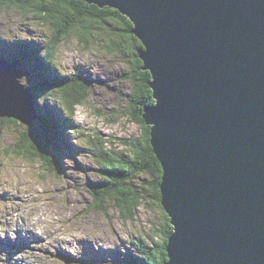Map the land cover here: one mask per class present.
Segmentation results:
<instances>
[{
  "label": "water",
  "instance_id": "95a60500",
  "mask_svg": "<svg viewBox=\"0 0 264 264\" xmlns=\"http://www.w3.org/2000/svg\"><path fill=\"white\" fill-rule=\"evenodd\" d=\"M84 1L128 17L143 46L156 104L142 117L173 227L165 264H264V0ZM20 64L0 62V117L27 127Z\"/></svg>",
  "mask_w": 264,
  "mask_h": 264
},
{
  "label": "rangeland",
  "instance_id": "374dc122",
  "mask_svg": "<svg viewBox=\"0 0 264 264\" xmlns=\"http://www.w3.org/2000/svg\"><path fill=\"white\" fill-rule=\"evenodd\" d=\"M51 33L50 25L40 17L0 7V62L20 60L18 69L29 73L21 77L20 84L31 89L35 112L53 117L58 129L56 137L47 136L40 131L38 115L34 118V132L47 142L51 139V169V160L48 163L32 155L22 145L25 126L0 117V264H128L137 256L135 243L152 245L157 240L165 210L151 197L135 209L130 219L114 201L105 200L98 206L92 188L103 179L100 164L91 152L90 137L96 138L92 144L107 141V150L124 155L130 153L127 143L142 140L144 129L127 114L134 93V83L127 78L129 64L121 53L109 50L100 35L89 42L75 35L60 38L52 65L44 63L50 68L47 75L61 72L87 81L83 103L71 115L64 114L59 92L32 91L41 78L35 77V62L29 66L30 59L22 50L36 49L38 56L43 55ZM101 34L106 40L120 39L118 34ZM60 119H67L66 128ZM137 180L150 185L152 177L141 173ZM16 230L27 236L25 243ZM55 234L61 240L52 249L49 240L55 239Z\"/></svg>",
  "mask_w": 264,
  "mask_h": 264
},
{
  "label": "trees",
  "instance_id": "16d2710c",
  "mask_svg": "<svg viewBox=\"0 0 264 264\" xmlns=\"http://www.w3.org/2000/svg\"><path fill=\"white\" fill-rule=\"evenodd\" d=\"M0 7L17 8L21 12L32 14L34 18L40 17L41 21L46 22L52 28V37L43 55L38 56L36 49H33V51L26 50L27 52L23 48L22 50L24 55L30 59L28 62L29 66H31L32 62H35L36 67L34 68L36 71L33 73L35 77L41 78L39 83L32 88V91L35 89L39 91L47 89L48 91L59 92L64 114L71 115L73 109L83 103L85 97L83 87H85L87 81L82 82L78 77L70 78L71 76L61 72L56 76L47 75L50 68H45L44 63L52 65L51 57L60 38L75 35L80 41L89 42L93 41L95 35H100L106 41V46L109 50L118 51L126 58L124 59L128 62L130 69L127 78L134 83V93L131 95L132 102L127 109V114L144 129L143 141L138 140L137 143L136 141L127 143L129 144L130 153L124 155L120 152L114 153L112 150H107L105 145L107 141L99 143V140H96L97 145L95 142L92 144L95 139L92 136L90 137L91 152L98 164H100L99 172L103 179V181H99L93 186V199L98 206H101L105 200L114 201L127 219L133 217L135 209L147 197L153 198L157 205L162 207L160 195L162 169L149 143L151 127L144 123L145 121H143L142 117L144 106L154 102L152 90L148 85L150 74L148 71L141 69L142 61L139 58V53L143 47L141 42L130 32L133 25L128 17L122 15L114 8L108 6L101 8L84 0H0ZM101 32H107L109 35L118 34L120 39L117 41L113 37V39L108 37L106 40V37L102 36ZM32 46L35 45L32 44ZM40 68L43 71H40ZM45 69L46 72L44 71ZM41 72L44 74L43 76ZM36 112L38 115L37 120L41 124L40 131L44 134L46 133L45 135L50 134L56 137V130L58 132V129L54 127L53 118H48L46 113L41 111L37 110ZM7 120L21 127L24 126L15 119L7 118ZM60 123L66 128L67 119H60ZM23 128L24 132L20 141L26 151L32 155L40 156L49 163L51 155L48 142L50 143L51 139L49 140L47 137V142L45 137L40 138L41 136L34 132L35 127L33 126ZM31 137L36 142L32 141ZM52 163L51 160V169ZM141 173L152 177L150 185L137 180ZM163 217L164 222L160 230L157 231V240L152 245L141 244L140 242L135 243L137 256L132 257L131 262L128 260V264H164L167 260V239L172 233L173 227L170 223V218L165 212Z\"/></svg>",
  "mask_w": 264,
  "mask_h": 264
},
{
  "label": "bare ground",
  "instance_id": "6f19581e",
  "mask_svg": "<svg viewBox=\"0 0 264 264\" xmlns=\"http://www.w3.org/2000/svg\"><path fill=\"white\" fill-rule=\"evenodd\" d=\"M123 15V14H122ZM37 20V19H36ZM133 27H134V25H133ZM133 29V28H132ZM133 34V33H132ZM134 35V34H133ZM30 36V35H29ZM136 36V35H135ZM59 38V37H58ZM48 43V42H47ZM143 47V46H142ZM51 48V47H50ZM49 49V48H48ZM142 50H143V48H142ZM57 51V50H56ZM2 58V57H1ZM141 59V58H140ZM64 71V70H63ZM70 78H72V77H70ZM149 105V104H148ZM142 112H143V110H142ZM144 121V120H143ZM145 123V122H144ZM146 124V123H145ZM147 125V124H146ZM23 134V133H22ZM92 136V135H91ZM95 136V135H94ZM96 139V138H95ZM78 142V141H77ZM100 143V142H99ZM103 143V142H102ZM150 143V142H149ZM151 144V143H150ZM61 145H63V143H61ZM64 148V147H63ZM97 148V147H96ZM153 151V150H152ZM154 152V151H153ZM97 153V152H96ZM157 159V158H156ZM152 161V160H151ZM159 161V160H158ZM112 163V162H111ZM160 163V162H159ZM157 167H159V166H157ZM161 169H162V167H161ZM113 173V172H112ZM107 174V173H106ZM143 174V173H142ZM160 177H162V173H161V175H160ZM160 184H161V180H160ZM96 203V202H95ZM166 214V213H165ZM20 229V228H19ZM16 233H18V237H22L23 238V243H25V241H27V236H25V237H23V235L21 234V233H23V231L21 232V231H19V230H16ZM31 236V235H30ZM50 236H52V235H50ZM54 237H55V239H53V238H50V248H52V249H56V246L55 245H58V243L60 242V236L59 235H57V234H55V235H53ZM13 239H15V236H13L12 237ZM143 240V239H142ZM29 241V240H28ZM45 242H46V240H45ZM142 242V241H141ZM145 246V245H144ZM64 259V258H63ZM168 260V259H167ZM40 261V260H39ZM69 261V260H68ZM34 262L35 261H33V264H34Z\"/></svg>",
  "mask_w": 264,
  "mask_h": 264
},
{
  "label": "snow or ice",
  "instance_id": "6c2138e0",
  "mask_svg": "<svg viewBox=\"0 0 264 264\" xmlns=\"http://www.w3.org/2000/svg\"><path fill=\"white\" fill-rule=\"evenodd\" d=\"M61 6H64V5H61Z\"/></svg>",
  "mask_w": 264,
  "mask_h": 264
}]
</instances>
